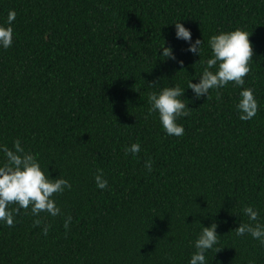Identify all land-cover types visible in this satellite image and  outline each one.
Returning a JSON list of instances; mask_svg holds the SVG:
<instances>
[{
    "label": "trees",
    "instance_id": "trees-1",
    "mask_svg": "<svg viewBox=\"0 0 264 264\" xmlns=\"http://www.w3.org/2000/svg\"><path fill=\"white\" fill-rule=\"evenodd\" d=\"M10 10L0 145L19 139L72 187L53 196L61 215L33 216L29 206L13 226L0 223V264H188L202 225L213 222L220 251L209 250L207 264H264V246L234 231L254 223L248 206L264 223V0H0V25ZM176 22L203 39L200 57L176 39ZM237 28L253 45L243 87L258 111L248 121L232 82L199 100L186 89L211 58L208 39ZM164 42L176 60L162 56ZM177 84L191 109L178 121L182 137L148 116L149 92ZM137 142L136 156L125 152ZM98 169L107 189L96 186Z\"/></svg>",
    "mask_w": 264,
    "mask_h": 264
},
{
    "label": "clouds",
    "instance_id": "clouds-1",
    "mask_svg": "<svg viewBox=\"0 0 264 264\" xmlns=\"http://www.w3.org/2000/svg\"><path fill=\"white\" fill-rule=\"evenodd\" d=\"M16 18L14 10H10L7 17V24L0 25V48L8 49L12 46L14 30L13 23ZM175 37L188 44L186 51L201 56L204 47L203 39H192V33L181 22L174 23ZM207 47L211 50V58L207 59L206 66L198 78V83L190 80L186 89H190L196 100L202 97L208 98L210 90H219L226 87L230 82L241 88L236 110L241 121L252 119L258 111V102L255 99L253 90L244 88L245 77L250 72V62L253 60V45L250 42V35L243 29L220 32L211 36L207 41ZM162 56L165 59L176 60L174 50L171 47L162 46ZM181 66L183 61H178ZM215 69V71H213ZM150 87L156 84L148 83ZM180 85L165 87L159 91H152L148 94V116L158 113L160 124L169 136L182 137L184 127L178 121L190 114L191 109L184 101L186 91ZM141 151V145L131 144L125 149L126 153L136 156ZM0 152L3 153L4 161L0 163V223L11 227L14 224V214L21 209L27 210L31 206V214L39 216L46 212L55 217L61 215V209L53 199L54 194L71 190L72 185L64 178H51L48 169H43L36 156L26 152L19 139L13 142V148L0 145ZM146 169L152 171V162H145ZM95 176L96 186L107 189L108 181L103 176V171L98 169ZM10 204L18 207L9 208ZM244 215L254 223L239 224L234 230L237 236L250 234L264 246V223L258 221L259 212L248 206L243 209ZM71 222L69 216L64 223L65 229ZM37 225L40 224L36 220ZM218 225L213 222L209 226L202 225L201 231L194 242L196 251L191 255L188 264H207L206 253L209 250L220 249V235L217 232ZM43 234H48V227H44Z\"/></svg>",
    "mask_w": 264,
    "mask_h": 264
}]
</instances>
